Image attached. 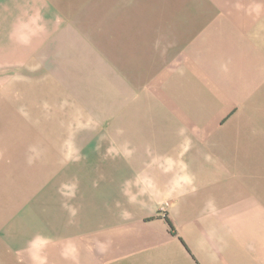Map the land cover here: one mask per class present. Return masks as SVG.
<instances>
[{
  "label": "crops",
  "instance_id": "crops-1",
  "mask_svg": "<svg viewBox=\"0 0 264 264\" xmlns=\"http://www.w3.org/2000/svg\"><path fill=\"white\" fill-rule=\"evenodd\" d=\"M204 1L215 20L142 23L138 82L124 33L126 111L91 157L99 194L44 226L43 264H264V0H235V20ZM96 2L0 0V63H34Z\"/></svg>",
  "mask_w": 264,
  "mask_h": 264
},
{
  "label": "rangeland",
  "instance_id": "rangeland-1",
  "mask_svg": "<svg viewBox=\"0 0 264 264\" xmlns=\"http://www.w3.org/2000/svg\"><path fill=\"white\" fill-rule=\"evenodd\" d=\"M95 1L83 20H67L34 63H0V264H43L44 226L61 224L62 213L91 210V196L99 194L92 154L106 159L98 141L119 121L107 116L126 111L124 33L125 70L138 82L145 65L140 41L149 27L142 23L215 20L204 17V0H130L125 13L115 7L113 15L107 0ZM227 7L235 20V0Z\"/></svg>",
  "mask_w": 264,
  "mask_h": 264
},
{
  "label": "trees",
  "instance_id": "trees-1",
  "mask_svg": "<svg viewBox=\"0 0 264 264\" xmlns=\"http://www.w3.org/2000/svg\"><path fill=\"white\" fill-rule=\"evenodd\" d=\"M166 220H167L168 225H169V227H170V231H171V233H172L173 235H176V231H175L173 225L171 224V222L169 221L168 218H167Z\"/></svg>",
  "mask_w": 264,
  "mask_h": 264
}]
</instances>
